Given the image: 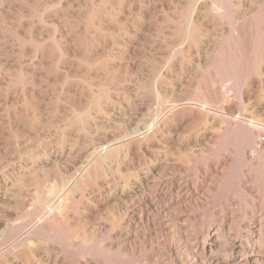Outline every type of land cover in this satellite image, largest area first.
Instances as JSON below:
<instances>
[{"label":"rangeland","instance_id":"obj_1","mask_svg":"<svg viewBox=\"0 0 264 264\" xmlns=\"http://www.w3.org/2000/svg\"><path fill=\"white\" fill-rule=\"evenodd\" d=\"M259 127L264 0H0V264H264Z\"/></svg>","mask_w":264,"mask_h":264},{"label":"bare ground","instance_id":"obj_2","mask_svg":"<svg viewBox=\"0 0 264 264\" xmlns=\"http://www.w3.org/2000/svg\"><path fill=\"white\" fill-rule=\"evenodd\" d=\"M246 12V11H245ZM241 29V28H240ZM33 34V33H32ZM240 34V33H239ZM246 34V33H245ZM241 36V35H240ZM245 36V35H244ZM250 37V36H249ZM244 39V38H243ZM249 39V38H248ZM248 51H249V49H248ZM229 88V87H228ZM222 90H225V89H223L222 88ZM232 91V90H231ZM230 91V92H231ZM220 92V91H219ZM218 92V93H219ZM222 92V91H221ZM240 92V91H239ZM228 93V92H227ZM230 93H228V95H229ZM213 95V94H212ZM239 95V94H238ZM220 97L221 96H217V99H216V97L214 98V100L216 99L217 101H219L220 100ZM228 97V96H227ZM206 98V97H205ZM209 98V97H208ZM210 99V98H209ZM227 101V100H226ZM226 101H224V102H222L221 100L219 101V103L221 104V106H222V109L225 111V108L226 109H228V107L226 106L227 104H225V102ZM215 102V101H214ZM229 102V101H228ZM187 103V102H186ZM189 103V102H188ZM187 103V104H188ZM227 103V102H226ZM194 104V103H193ZM192 104V105H193ZM219 104V105H220ZM229 104V103H228ZM194 105H196V104H194ZM194 105H193V107H189V113H190V115H192L193 117H196V118H198V119H204V118H206L207 117V115H208V113H209V111L211 110V106H212V103H208V102H205V103H203V104H197V107L196 108H198L199 107V109L198 110H196V108H194ZM199 105V106H198ZM218 105V106H219ZM173 106V105H172ZM185 106V105H184ZM175 107V106H174ZM177 107V106H176ZM183 107V106H182ZM234 110V109H233ZM217 111V110H216ZM228 111V110H227ZM235 111V110H234ZM214 113V112H213ZM219 113V112H218ZM220 113H222V112H220ZM219 116V115H218ZM224 116H225V114H224ZM227 116H229V115H227ZM232 117V116H231ZM234 117V116H233ZM161 118V117H160ZM229 119H230V117H228ZM233 119V118H232ZM240 119H242V118H240ZM248 121V120H247ZM158 122V121H157ZM153 123V122H152ZM155 123V122H154ZM250 123V122H249ZM251 123H252V121H251ZM250 123V124H251ZM156 125H157V123H156ZM250 126V125H249ZM260 126V125H259ZM154 126L152 125L151 127H147V128H143L142 130L140 129V130H138L139 131V134H142L143 135V138H141V139H139V142H138V145H141V144H144L145 142H147L148 143V141L149 140H151L152 139V137H154L153 135L156 133L155 132V130H154V128H153ZM254 127V126H253ZM156 128V127H155ZM250 128V127H249ZM260 128V127H259ZM262 128V130H264L263 129V127H261ZM260 128V129H261ZM238 133H240V132H238ZM235 135V134H234ZM138 137V136H137ZM137 137H134V139L135 138H137ZM240 138V137H239ZM156 139V138H155ZM258 142V141H257ZM248 143V139L246 140V145H248L247 144ZM144 146V145H143ZM148 147V146H147ZM131 148H132V146H131ZM106 150V149H105ZM253 155H254V157H257V156H259V155H261L262 153H264V140L262 141V139H261V141L260 142H258V144H256V149L255 150H253ZM227 159V158H226ZM220 161V160H219ZM222 161H224V160H222ZM216 165H218V164H216ZM68 169V168H67ZM218 169V168H217ZM216 170V169H215ZM64 171H66V170H64ZM220 172V171H219ZM217 173V172H216ZM71 183V182H70ZM66 185V184H65ZM72 185V184H71ZM62 188H64V187H62ZM178 188V187H177ZM252 188V187H251ZM65 189V188H64ZM160 189V188H159ZM158 189V190H159ZM62 190V189H61ZM162 190V189H161ZM250 191V190H249ZM62 192V191H61ZM64 194H66V192L64 193ZM63 194V195H64ZM160 194H161V192H160ZM61 195V194H60ZM188 195V194H187ZM186 196V195H185ZM184 196V197H185ZM195 196V195H194ZM62 197V196H61ZM55 198H56V200H58V202L60 203V200H59V197H58V195H55ZM151 198V197H150ZM159 198V197H158ZM145 199V198H144ZM148 199V198H147ZM185 199V198H184ZM150 200V199H149ZM160 200H162V199H160ZM171 200V199H170ZM62 201V200H61ZM55 203V202H54ZM53 203V204H54ZM158 204H160L159 202H157V201H154L153 199H151L150 201H148V200H146L145 199V201H144V204H143V206H142V213H145V214H148L149 213V211H150V209H151V207L152 208H154V206H156V205H158ZM165 207V206H164ZM164 207H162V208H164ZM226 208V207H225ZM48 210V209H47ZM51 210V209H50ZM56 210V209H55ZM152 211V210H151ZM162 211V210H161ZM160 211V212H161ZM135 213V212H134ZM45 214V213H44ZM158 214V213H157ZM51 215V214H50ZM184 215V214H183ZM220 215V214H219ZM49 216V215H48ZM160 216V215H159ZM44 217V216H43ZM42 217V218H43ZM133 217V216H132ZM146 217V216H145ZM134 219V218H133ZM137 220V219H136ZM140 220V219H139ZM138 220V221H139ZM144 220V219H143ZM154 220V219H153ZM46 221V220H45ZM141 221V220H140ZM143 222V221H142ZM141 222V223H142ZM149 222V221H148ZM158 222H159V220H158ZM163 222V221H162ZM252 222V221H251ZM154 223V222H153ZM257 223V222H256ZM42 224H43V222H42ZM255 224V223H254ZM260 224V223H259ZM127 225V224H126ZM144 225V224H143ZM163 225V224H162ZM40 226V225H39ZM134 226V225H133ZM180 226V225H179ZM41 227V226H40ZM131 227V226H130ZM151 227V226H150ZM126 228V227H125ZM155 228V227H154ZM216 229V228H215ZM130 230H132V229H130ZM136 230V229H135ZM257 230H260V229H257ZM126 231V230H125ZM247 231V230H246ZM254 231V230H253ZM145 232V231H144ZM159 232V231H158ZM162 232V231H161ZM258 232V231H257ZM135 234V236H136V233H134ZM163 234V233H162ZM253 234L254 233H252V232H250L249 234H247V236H248V244H246V245H244L242 242H241V240H239V239H233L232 241H231V243H230V246H229V248H228V252H229V257L226 259L225 258V260L224 259H222L220 256H219V254H215V249H216V247L218 246V244L220 243V240H221V234L219 233V229L217 228L216 230H213V231H211L208 235V237H209V240H210V243H209V245L207 246V245H204V246H202L201 247V249H199V250H197L196 251V253H199V255H202V256H204V258H206L207 259V264H250V263H252L253 261H254V259H256L257 260V257H254V256H258L259 255V252H260V250H259V248L260 247H262V246H260L261 244V242H258V240L257 241H255V237H253ZM258 234V233H257ZM181 235H183V234H181ZM260 235V236H259ZM258 236H259V239L260 238H262V236H261V233L259 234ZM158 236V235H157ZM163 236V235H162ZM196 237V236H195ZM27 238V237H26ZM124 238V237H123ZM180 238V237H179ZM246 238V237H245ZM126 239V238H125ZM137 239V238H136ZM160 239H162V238H160ZM187 239V238H186ZM193 239V238H192ZM203 239H204V237L202 236V235H198L197 237H196V239H195V241H203ZM133 240V239H132ZM185 240V239H184ZM190 240V239H189ZM188 240V243L189 242H192V241H189ZM229 240H231V239H229ZM130 241V240H129ZM135 241V240H134ZM133 241V242H134ZM253 242V243H252ZM131 243V242H130ZM196 243V242H195ZM252 243V245H249V244H251ZM134 244V243H133ZM188 246V245H187ZM219 247V246H218ZM187 248V247H186ZM190 248V247H189ZM263 248H264V246H263ZM196 249H198V248H196ZM262 249V248H261ZM188 250V249H187ZM195 250V249H194ZM217 250V249H216ZM161 251V250H160ZM218 252H219V249H218ZM217 252V253H218ZM195 253V252H194ZM264 253V252H263ZM161 254V253H160ZM253 254H255V255H253ZM152 255V254H151ZM198 255V256H199ZM193 256V255H192ZM238 256H240V258L238 259ZM247 256H250L251 257V259H250V261H247L246 260V258H247ZM150 258H151V256H149ZM154 257V256H153ZM152 257V258H153ZM197 257V256H196ZM203 258V257H202ZM158 260V259H157ZM264 262V261H263Z\"/></svg>","mask_w":264,"mask_h":264}]
</instances>
